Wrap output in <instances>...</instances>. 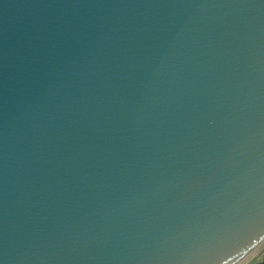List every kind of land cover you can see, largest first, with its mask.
Returning a JSON list of instances; mask_svg holds the SVG:
<instances>
[{"label": "water", "instance_id": "water-1", "mask_svg": "<svg viewBox=\"0 0 264 264\" xmlns=\"http://www.w3.org/2000/svg\"><path fill=\"white\" fill-rule=\"evenodd\" d=\"M263 245L264 0H0V264Z\"/></svg>", "mask_w": 264, "mask_h": 264}, {"label": "rangeland", "instance_id": "rangeland-1", "mask_svg": "<svg viewBox=\"0 0 264 264\" xmlns=\"http://www.w3.org/2000/svg\"><path fill=\"white\" fill-rule=\"evenodd\" d=\"M263 260H264V245L260 248L257 254L247 264H256L257 262Z\"/></svg>", "mask_w": 264, "mask_h": 264}, {"label": "trees", "instance_id": "trees-1", "mask_svg": "<svg viewBox=\"0 0 264 264\" xmlns=\"http://www.w3.org/2000/svg\"><path fill=\"white\" fill-rule=\"evenodd\" d=\"M256 264H264V262H257Z\"/></svg>", "mask_w": 264, "mask_h": 264}, {"label": "crops", "instance_id": "crops-1", "mask_svg": "<svg viewBox=\"0 0 264 264\" xmlns=\"http://www.w3.org/2000/svg\"><path fill=\"white\" fill-rule=\"evenodd\" d=\"M260 262H263V261H260Z\"/></svg>", "mask_w": 264, "mask_h": 264}]
</instances>
